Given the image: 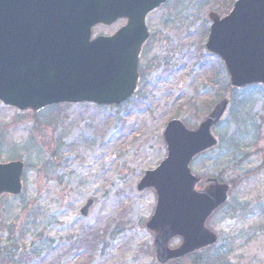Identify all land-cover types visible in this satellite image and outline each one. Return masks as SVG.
Segmentation results:
<instances>
[{
	"label": "rangeland",
	"instance_id": "374dc122",
	"mask_svg": "<svg viewBox=\"0 0 264 264\" xmlns=\"http://www.w3.org/2000/svg\"><path fill=\"white\" fill-rule=\"evenodd\" d=\"M234 1L168 0L151 12L138 89L120 105L32 112L0 102V162L24 164L21 193L0 197V264H160L145 228L155 195L138 182L166 155V122L195 127L223 97L230 103L212 129L217 145L190 166L229 186L227 203L206 223L218 241L165 264H264V86L231 91L222 63L204 48L207 13L222 17ZM124 23L95 26L92 36ZM87 199L95 205L83 217ZM91 234L93 251L74 247Z\"/></svg>",
	"mask_w": 264,
	"mask_h": 264
},
{
	"label": "water",
	"instance_id": "95a60500",
	"mask_svg": "<svg viewBox=\"0 0 264 264\" xmlns=\"http://www.w3.org/2000/svg\"><path fill=\"white\" fill-rule=\"evenodd\" d=\"M166 0H0V101L19 111L59 103L120 104L136 90L139 54L149 36L146 16ZM205 44L223 62L232 88L264 85V0H236L224 17L210 11ZM126 24L111 36L96 25ZM219 100L194 128L179 118L162 132L165 157L146 170L137 189H152L155 208L145 223L160 264L214 245L208 218L229 199V186L203 179L191 162L217 143L212 128L224 117ZM23 163H0V196L21 191ZM202 184V188H197ZM94 200L80 209L88 216ZM181 243L169 248V241Z\"/></svg>",
	"mask_w": 264,
	"mask_h": 264
},
{
	"label": "trees",
	"instance_id": "16d2710c",
	"mask_svg": "<svg viewBox=\"0 0 264 264\" xmlns=\"http://www.w3.org/2000/svg\"><path fill=\"white\" fill-rule=\"evenodd\" d=\"M89 237H90V239H89ZM92 237L95 238V236H93L92 234L80 236L79 239L75 242L74 247L79 249V250L93 251L95 248V243H93L94 241H93ZM11 256H12V254H9V257H11ZM6 257H7V255L5 254V256H4V254H3L2 258L4 259ZM4 261L6 262L7 259H4Z\"/></svg>",
	"mask_w": 264,
	"mask_h": 264
}]
</instances>
